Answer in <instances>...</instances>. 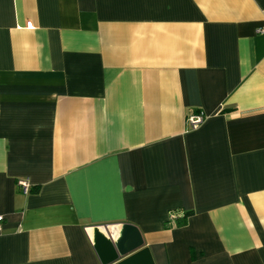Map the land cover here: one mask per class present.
Here are the masks:
<instances>
[{"label":"crops","instance_id":"1","mask_svg":"<svg viewBox=\"0 0 264 264\" xmlns=\"http://www.w3.org/2000/svg\"><path fill=\"white\" fill-rule=\"evenodd\" d=\"M0 214V264H264V0H0Z\"/></svg>","mask_w":264,"mask_h":264},{"label":"built area","instance_id":"2","mask_svg":"<svg viewBox=\"0 0 264 264\" xmlns=\"http://www.w3.org/2000/svg\"><path fill=\"white\" fill-rule=\"evenodd\" d=\"M204 118H205V116H204L203 112H201V111L194 112V113L189 114L187 116V123H188L190 128L195 129L203 122ZM17 185L22 192L26 193L29 191L30 184H29L28 180L23 179V178L18 179ZM3 221H4V218L0 214V231L2 230Z\"/></svg>","mask_w":264,"mask_h":264},{"label":"water","instance_id":"3","mask_svg":"<svg viewBox=\"0 0 264 264\" xmlns=\"http://www.w3.org/2000/svg\"><path fill=\"white\" fill-rule=\"evenodd\" d=\"M147 252V249H142L132 256H129L128 258L122 260L121 262H118L117 264H136L139 261H145L146 259H141L143 256H145Z\"/></svg>","mask_w":264,"mask_h":264},{"label":"trees","instance_id":"4","mask_svg":"<svg viewBox=\"0 0 264 264\" xmlns=\"http://www.w3.org/2000/svg\"><path fill=\"white\" fill-rule=\"evenodd\" d=\"M29 191H30V189H29ZM29 191H28V192H29Z\"/></svg>","mask_w":264,"mask_h":264}]
</instances>
